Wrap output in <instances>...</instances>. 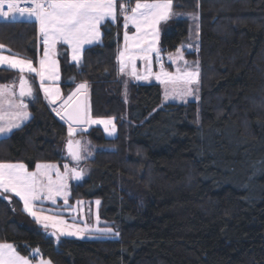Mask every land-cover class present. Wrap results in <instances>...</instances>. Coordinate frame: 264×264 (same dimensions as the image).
<instances>
[{"label": "trees", "instance_id": "trees-1", "mask_svg": "<svg viewBox=\"0 0 264 264\" xmlns=\"http://www.w3.org/2000/svg\"><path fill=\"white\" fill-rule=\"evenodd\" d=\"M173 7L199 15V45L185 54L200 67V101L161 107L160 83L126 85L117 59L119 9L80 64L59 47L66 93L87 82L92 115L113 117L117 126L114 137L100 126L87 132L100 148L87 160L89 176L72 183L69 200L98 198L99 216L119 236L57 242L6 192L0 240L23 255L39 247L54 264H264V0H174ZM189 27V17L170 19L162 49L187 42ZM0 44L35 59L38 25L0 19ZM18 77L0 67V82ZM36 91L31 118L0 138V161L62 166L68 124Z\"/></svg>", "mask_w": 264, "mask_h": 264}, {"label": "snow or ice", "instance_id": "snow-or-ice-1", "mask_svg": "<svg viewBox=\"0 0 264 264\" xmlns=\"http://www.w3.org/2000/svg\"><path fill=\"white\" fill-rule=\"evenodd\" d=\"M173 0H136L135 6L130 7L129 4L119 2L118 0H0V17L4 19L16 20L17 17L22 18L24 22L31 21L38 25V36L41 37L44 47L43 58L39 60V67H34L30 59L20 58L18 54L11 56L2 54L6 49L0 44V66L7 67L11 71L20 73L18 102L13 99L17 97L15 91L16 84L0 85V135L11 132L14 128H19L21 123L29 118L26 111L28 105L24 103V97L35 98L34 90L29 81L25 77V73L33 74L38 78V87L43 91L44 97L50 104L60 99V89L54 86H46L45 81H56L58 75V61L53 59L55 55L56 45L63 42L71 47L72 60L79 62L84 44H91L99 41L101 37L100 26L105 22H115L117 14L123 17V27L125 29L124 40L125 50L121 51L117 57L121 63L120 72L124 71V59L132 62L133 75H135V57L131 55L128 49L127 28L132 24L137 34L138 42L133 45L134 48L141 52H156L159 55V49L155 48V44L159 39V29L157 25L161 21H167L172 15ZM150 37V41L148 40ZM149 44L151 46H149ZM188 47H191L189 45ZM180 59L183 55L180 49ZM147 58V57H145ZM169 59H172L171 54ZM186 63V62H185ZM161 72L157 75V79L161 80L165 85H171L173 95L170 97L168 91H165V99L185 100L186 96L192 95L189 87L194 81L199 82V70L181 72L177 69L176 73L164 71L163 62L160 64ZM141 77H137L140 79ZM146 79V77H144ZM85 84H80L78 89L85 88ZM7 98L9 108L18 109L17 111H4V104ZM198 99V97H197ZM72 100V96L68 97V101ZM68 101L64 103L67 104ZM56 112L62 120H66L69 124V136L71 137L76 129L72 126L73 122L84 123L79 109H73L66 112ZM92 123H102L106 126L111 124L112 132H115V124L111 120H94ZM80 141L75 142L72 139L67 142L68 151L72 158L79 161L82 157L79 149ZM36 172H29L27 166L23 163H3L0 162V194L11 192L20 197L24 202L25 210L30 212L33 217H37V213L33 211V201H42L43 199L55 202L56 196L64 195V203L67 205V194L62 192L66 188V175L62 176L58 172L57 165L37 164ZM68 170V165H64ZM43 170V171H41ZM50 170H57V180L53 181ZM74 173L76 179L82 178V173L76 169L69 170ZM40 177L47 178L45 184ZM82 203V202H78ZM100 201H96L99 205ZM44 220H53L54 217H43ZM64 223V221H59ZM56 226L55 224L53 225ZM47 228L48 225L44 224ZM71 227H75L74 225ZM83 230L76 232L63 233L65 235H80ZM103 233L111 234L118 237L119 233L111 228L100 230ZM59 237H57V241ZM7 249L9 255L5 257L4 250ZM39 254V250H36ZM0 264H31L27 258L19 257L14 252L12 245L0 244ZM39 264H51V261L40 260Z\"/></svg>", "mask_w": 264, "mask_h": 264}, {"label": "rangeland", "instance_id": "rangeland-1", "mask_svg": "<svg viewBox=\"0 0 264 264\" xmlns=\"http://www.w3.org/2000/svg\"><path fill=\"white\" fill-rule=\"evenodd\" d=\"M121 2H124V1L122 0ZM173 2H174V0H173ZM126 3L129 4V6L132 5L131 7H134L136 0H134V2L130 1V0L128 2V0H126ZM175 17H189L190 18L188 41L185 43H182L178 47V49H180V52L183 55V60L180 59V53H178L177 50L165 51L162 49V46H161L162 32L169 27L170 19L175 18ZM157 28L159 29V39H158L157 43L155 44V48L159 49V55H157L156 52H141L139 49H136L133 47V45L138 42V40L136 39L137 36L138 35L142 36L143 33L137 34L136 28L132 24H129V26L127 28V34H128L129 40L127 43H128L129 52L131 53V55H133L135 57V60H134L135 75L132 74L133 73L132 62H130L127 59L128 53H126V57L124 59V65H123L124 71L123 72L119 71L120 75L124 78L126 85L130 81H137V82H142V83H151V82L160 83L161 89H162L161 107L170 103V102L186 103L188 101H200V99H201L200 67H199L198 61H196L194 59H189L185 54L186 50L196 49L199 45L200 23H199L198 13H196V12L187 13V12L176 11L174 9V7H172V15H170V17H169V19H167V21H161L157 25ZM100 32H101V37H100L99 41L93 42L91 44H84L83 45L82 52H81V58H80L79 62L72 60V50H71L70 46L64 44L63 42L56 45L55 55L53 56V59L58 61L59 79L56 81H47V80L45 81L46 86H54V87H58L60 89V99L57 100L55 103H53V105H56V106H54L56 110H57L58 104L64 99V97L68 93V92L66 93V91L63 87V84H62V64H61V60L59 57V55H60L59 54V47H61V46L66 47L70 62L80 64L83 60L85 48L89 45L101 43L103 41L102 24L100 26ZM124 33H125V29H123V41L119 45L117 57L121 51L125 50ZM38 39H40V38L38 37ZM148 40L150 41V37H148ZM189 45H191V47H188ZM149 46H151V45L149 44ZM44 47L45 46L43 45L42 40H39L37 58L34 59V58H29V57H23L20 55H19V57L23 58V59H30L33 62V66L38 68L39 67V60L43 58ZM2 54L9 55V56L13 55L12 53L8 52L7 50H5ZM170 54L172 56V59H169ZM145 57H147V58H145ZM160 61L163 62L164 71L170 72L173 74L176 73L177 69H180L181 72H185V71H196L198 68V70H199V82L196 83L194 81L191 85H189V87L192 90L191 96H186L185 100H183V101L180 100L179 98H177V99H171V98L165 99V91L166 90L168 91L170 97L174 93L172 91L171 85H165L164 83L161 82V80L156 78L157 75L161 72V68H157V65L159 66V64H161ZM167 61L171 62L170 67L167 66V63H166ZM0 67H4V66H0ZM118 67H119V69L121 67L120 61H118ZM18 74L20 75V73H18ZM24 75L28 76L29 80H31V83L34 87V91H35L36 96H37V91H36L37 89L43 93V91L40 90L38 87V78L37 77H35L34 78L35 80L33 81V77H32L33 74L25 73ZM29 76H31V78ZM137 77H141V78L137 79ZM144 77H146V79ZM72 81L75 82L74 80H72ZM34 82H36L37 86H35ZM0 83H4V82H0ZM6 83H8V82H6ZM0 85H3V84H0ZM126 85H125V89H126ZM125 89H124L123 98L128 102L130 100V95H129L128 91H126L127 89L126 90ZM43 95H44V93H43ZM197 97H198V99H197ZM16 98L14 97L13 99L16 100ZM5 103L6 104H4V111L6 113L10 112V111H17L18 110V109H14V108H9V106L7 104V98L5 100ZM27 105H28V107H27L26 111L29 113V118L24 120L21 123V125H23L25 122H27L32 116V108L29 105V103ZM94 120H104V121L111 120L112 123L115 124L113 117L93 116L92 115V113H91V90H90V86H89L88 90H87V123L83 126L72 125L76 129V132L71 137L69 136V132H68V135L65 137V143L70 138H72L73 140H80L81 141V157H82V159H81L79 164H80V167L82 168L83 172L85 173L84 178L88 177L92 171V165L87 160L94 157L96 150L100 148V146L96 145L92 141L91 137H89L87 135V132L94 126H100L104 129L107 137H114L117 134L116 124H115V132H112L111 124L106 126L105 124H102V123H92L91 121H94ZM63 121L67 122L66 120H63ZM67 124H68V122H67ZM15 129H17V128H14L11 132H9L5 135H0V138L4 137L6 135H9ZM68 129H69V124H68ZM65 143H64V146L62 149V155L64 156L62 166H60L58 163L49 162V161H47L46 164L57 165L58 172L60 173V175H62V176L66 175L65 183H66L67 187L62 189V192L67 194V196H68L69 194H72V191H71L72 183L75 181L73 178V173L69 170H71L72 167L75 166V162L72 160L71 156L67 154ZM3 163H23V164H25L23 161H5ZM65 164L68 165V170H66L64 168ZM27 170L29 172H36L37 168L35 167L34 169H29L27 166ZM41 171H43V170H41ZM50 174H51L52 180L56 181L57 180V170H50ZM40 179H42L45 184L47 183V178L40 177ZM13 195H15V194H13ZM18 198L20 199V197H18ZM58 198H64V195L62 194V195L56 196L55 200H57ZM69 198L67 199L68 200L67 205L64 203V200H59V202L56 203L55 206L50 205L49 203L52 202V200H48V199H43L42 201H33L32 202V204H33L32 210L37 213V217H33L30 212L26 211L25 207H24L23 200H21V199L20 200L22 202V207L27 214H29L33 219H35V221L39 225H41L44 230L54 231L57 233V235H59V237H62V236H72V237H78V238L114 237L111 234H106V233H103L100 231L102 229L111 228L115 232H117L115 230V228L110 225L111 223L107 222L106 220L102 219L99 216V205H100V203H99V205L96 204L97 200L100 201L98 198H96L94 200H84L81 198L75 202H70ZM78 202H82V203H78ZM43 217H54L55 219L44 220ZM59 221H64V223H60ZM44 224H47L48 227L47 228L43 227ZM54 224L56 225L55 227L53 226ZM73 225L75 227H71ZM83 229H86V230L82 231V233L80 235H65V234H63V233H67V232H76L78 230H83ZM0 244L12 245L14 252L16 254H18L19 257L27 258L28 260H30L31 264H39L40 260H44V261L50 260L51 264H54V262L49 257L43 256L42 251L39 247L33 248L30 255H23L17 250L16 245L13 242H10L7 240H0ZM37 249L39 250V254L36 253ZM4 254H5V257H7L9 255V252L7 249L4 250Z\"/></svg>", "mask_w": 264, "mask_h": 264}, {"label": "water", "instance_id": "water-1", "mask_svg": "<svg viewBox=\"0 0 264 264\" xmlns=\"http://www.w3.org/2000/svg\"><path fill=\"white\" fill-rule=\"evenodd\" d=\"M26 77V76H25ZM26 79L29 81V83L31 84L32 86V83L31 81L29 80L28 77H26ZM80 84H85L86 87L83 88V89H78V86ZM87 90H88V84L86 82H78L67 94L66 96L64 97V99L58 104L57 106V110L58 111H61V112H66V111H69V110H73V109H79L81 115H82V118L83 120L85 121L84 123H76L75 121L73 122L72 125L74 126H83L87 123ZM18 93H19V81H18ZM69 96H72V100L71 101H68V97ZM65 101H68L67 104H65L64 102ZM72 139V138H70ZM69 140V139H68ZM68 140L66 141V152L68 155L71 156V154L69 153L68 151V147H67V142ZM73 140V139H72ZM76 141H80V140H73V143H74V147H75V142ZM79 149H80V155H81V141H80V145H79ZM72 158V156H71ZM82 159V158H81ZM76 161L72 158V160L75 162V166L72 167V169H76V171L78 172H81L82 173V178L81 179H76L75 178V175L73 173V178L76 182H79V181H82L85 177V173L83 172L82 168L80 167V161ZM2 195V194H0ZM46 231V230H45ZM46 233L48 235H51V236H54L56 241H57V237H59V235H57L56 232L54 231H46ZM60 239V237H59ZM59 241V240H58ZM57 241V242H58Z\"/></svg>", "mask_w": 264, "mask_h": 264}, {"label": "crops", "instance_id": "crops-1", "mask_svg": "<svg viewBox=\"0 0 264 264\" xmlns=\"http://www.w3.org/2000/svg\"><path fill=\"white\" fill-rule=\"evenodd\" d=\"M120 1V0H119ZM119 1H118V3H119ZM122 1V0H121ZM124 1V3H126V0H123ZM17 18H20V17H17ZM116 22V21H115ZM39 37V36H38ZM40 39L39 40H42L41 39V37H39ZM167 63V66H171V62L170 61H167L166 62ZM157 68H160L158 65H157ZM26 76V75H25ZM26 77H28V76H26ZM29 77H31V76H29ZM31 81V80H30ZM8 83H6V82H4V83H0V84H12V83H14L15 82V84H16V88H15V91L17 92V98H16V101L18 102V80H10V81H7ZM32 87H33V85H32ZM36 89V88H35ZM33 90H34V87H33ZM34 94H35V91H34ZM14 98V97H13ZM24 99V103H29V105L31 106V108H32V106H34V104H35V99H36V94H35V98H31V97H24L23 98ZM6 104V103H5ZM51 106H56V105H51ZM55 108V107H54ZM47 163V161H39V162H37V164H46ZM36 164V165H37ZM70 195L71 194H69L68 196H67V199L70 197ZM59 200H64V198H58L57 200H55V202L53 203V201L52 202H50L49 204L50 205H52V206H55L56 205V203H58L59 202Z\"/></svg>", "mask_w": 264, "mask_h": 264}, {"label": "built area", "instance_id": "built-area-1", "mask_svg": "<svg viewBox=\"0 0 264 264\" xmlns=\"http://www.w3.org/2000/svg\"><path fill=\"white\" fill-rule=\"evenodd\" d=\"M132 5H130V7H131ZM0 19H2V20H6V19H4L3 17H0ZM8 20V19H7ZM161 62V61H160ZM159 66H160V64H159Z\"/></svg>", "mask_w": 264, "mask_h": 264}]
</instances>
